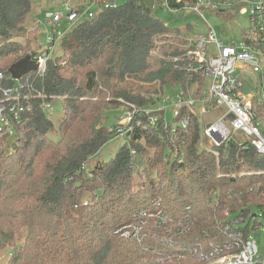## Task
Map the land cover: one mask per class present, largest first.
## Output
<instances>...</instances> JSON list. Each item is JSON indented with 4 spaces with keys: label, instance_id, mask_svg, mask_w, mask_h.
Instances as JSON below:
<instances>
[{
    "label": "trees",
    "instance_id": "1",
    "mask_svg": "<svg viewBox=\"0 0 264 264\" xmlns=\"http://www.w3.org/2000/svg\"><path fill=\"white\" fill-rule=\"evenodd\" d=\"M38 1L45 0H0V85L17 87L31 97V108L21 113L14 135L0 136V254L6 252L0 264L164 263L200 243L223 242L215 227L222 214L208 206L213 190L221 198L227 189L241 192L231 211L264 210V175L239 176L264 172V159L236 135L214 150L216 161L209 151L197 148L199 125L194 121L182 144L180 164L165 160L167 151L178 145L170 134L179 118L168 123L161 117L147 131L136 129L125 136L110 161L92 160L115 138L103 121L112 113L116 120L125 104L149 108L176 86L188 96L200 94L202 81L187 76L177 39L180 31L193 30L190 25L183 30L165 26L154 16L152 0L97 7L92 18L76 23L58 41L42 76L33 72L15 81L12 65L38 52L15 42L25 35L24 23ZM246 44L252 48L253 42ZM258 48L252 49L262 50ZM194 83L199 85L196 90ZM56 102L62 116L54 125L51 111L42 107ZM252 105L264 123L257 97ZM185 112L181 108L179 115ZM134 185L144 192L136 195L139 205L131 208ZM155 203L181 222V228L165 225L156 230L146 224L132 242L114 234L132 222V215L154 209ZM186 206L191 212L185 218ZM180 207L182 213L174 216ZM248 229H243L245 237Z\"/></svg>",
    "mask_w": 264,
    "mask_h": 264
},
{
    "label": "built area",
    "instance_id": "2",
    "mask_svg": "<svg viewBox=\"0 0 264 264\" xmlns=\"http://www.w3.org/2000/svg\"><path fill=\"white\" fill-rule=\"evenodd\" d=\"M152 1H154V11L160 10L175 17L196 14L204 21L207 29L205 34L192 30L180 31L177 35L180 41L179 47L184 52L186 60L184 69L187 76L191 80L197 78L202 81L200 94L191 97L185 94L180 86H176L168 89L149 108H137L125 104L114 124L107 128L108 132L115 138L124 139L136 129L147 131L158 123L160 117L166 121V112L170 110L174 119L179 118L170 134L171 141L177 142L178 145L174 146L173 150H168L165 156V160H169L171 164H180L184 160L182 144L192 121L197 122L199 136L206 142L205 146H200L198 143L197 148L201 152L209 151L216 161L218 153L214 150L226 145L236 135L248 141V146L253 149L256 156L264 159V123L256 116L252 105L253 99L257 97L258 110L264 114V59L246 44L251 41L261 47L264 46V2L260 0ZM61 6L62 12L49 15L44 21V25L51 29V34L47 38L48 46L31 57L37 65L34 72L37 76L43 75L52 51L69 29L83 19L92 18L97 7L115 8L119 5L117 0H65ZM204 10L221 13L224 16H246L248 26L242 31L241 40L230 42L220 40L205 21ZM62 22L65 23V27L61 26ZM2 79L3 74L0 73V81ZM193 87L196 90L199 85L194 83ZM245 88L248 89L249 94L244 93ZM170 90L174 91L173 95L169 94ZM0 93L2 95L0 136L10 138L14 135L15 125L19 124L21 113L31 108L28 104L31 97L22 95L17 87L8 88L0 85ZM181 108L186 111L182 116L179 115ZM42 109L50 112L53 106L45 104ZM215 113L216 116L210 121L200 123V117ZM244 175H264V172L241 173L239 176ZM213 191L208 206L222 214V219L216 221L215 227L224 240L206 245L200 243L189 253L197 255V264H264V253H261L256 242L249 238V233L245 237L243 231L247 225L250 226V220L244 225L246 220L256 218L257 215L248 214L245 208L231 211L233 204H239L241 192L227 189L221 198L216 192L218 190ZM190 212V207L186 206L185 218L189 217ZM133 218L132 222L124 224L114 231V234L124 240L134 241L140 238V230L146 224L158 228L156 230H160L159 228L165 225L177 226L178 230L182 225L181 222H174L171 216L166 215L160 203H155V208L152 210L138 211Z\"/></svg>",
    "mask_w": 264,
    "mask_h": 264
},
{
    "label": "rangeland",
    "instance_id": "3",
    "mask_svg": "<svg viewBox=\"0 0 264 264\" xmlns=\"http://www.w3.org/2000/svg\"><path fill=\"white\" fill-rule=\"evenodd\" d=\"M65 0H45V1H38L34 3L32 10L29 12L28 17L24 23V27L26 30V33L23 37L18 38L15 40V42L19 43V46L25 47L28 51L32 49H37L36 51H40L43 48H46L48 46L47 44V38L51 34V29L49 27H46L44 25V21L48 18L49 15H53L54 13H60L62 12V6L61 4L64 3ZM118 5L121 6L126 3L127 0H117ZM238 2L242 0H237ZM264 2V0H260ZM154 16L159 19L160 21L163 22V24L171 29H185L186 25H190L193 29V31H198L200 33L205 34L207 32L206 25L202 19H200L196 14H184L178 17H175L169 13L162 12L160 10H156L154 12ZM203 17L205 21L211 26V28L216 32L217 37L222 40L223 42H230V41H240L242 38V31L245 30L248 26L247 23V17L246 16H236V17H230L228 15H222V14H217L214 12H210L208 10H204ZM62 27H65V23H61ZM34 37H37L38 39L34 41ZM252 43V42H251ZM158 45V44H157ZM259 45L257 43L253 42L252 48L259 49ZM262 50L256 51L258 52V55L260 56L261 59H264V46L261 47ZM254 77V76H251ZM253 84V83H252ZM253 86V85H252ZM245 94H249L250 92L248 91L247 88L244 89ZM169 94L173 95L174 91L170 90ZM46 112V110H45ZM116 113V112H115ZM49 119L52 121L54 125L58 122L60 117L62 116V110L60 107V103L56 102L53 104V109L51 113H49ZM118 116V115H117ZM216 116V113L210 114L208 116L200 117V123H204L205 121L212 119L213 117ZM166 121L168 123H172L174 120L173 112L172 111H167L166 112ZM264 119V117H263ZM115 122L114 116L112 113V116H109L106 120L103 121V125L106 126V128H109L111 125H113ZM174 124L173 126H175ZM123 139L122 138H113L109 142H107L102 149L97 153V156H93V159H97L101 162H108L110 161L116 154L117 150L119 147L123 144ZM199 145H206V142L201 139L199 136ZM197 143V145H198ZM168 150V149H167ZM91 160V162H92ZM136 179V178H135ZM144 191H139L138 188L131 189V194H134V197H132L129 201V205H131V208H136L139 203H138V195L139 197L142 196V193ZM153 192H150L147 194L151 195ZM174 197L167 198L168 201L172 200ZM185 199L188 198V195L184 197ZM109 200V198H108ZM127 199H125L126 201ZM124 201V203H125ZM134 203V204H133ZM175 203L172 204V207L174 206ZM179 207V206H177ZM205 207V206H204ZM181 207L178 209L180 210ZM210 210V209H209ZM213 213V211H211ZM120 213V212H119ZM128 213V212H127ZM182 213L180 210L179 213H175L174 216H179ZM251 214L257 215L256 218H251L247 219L245 224L249 222L250 220V226H249V238L253 239V241L256 242L257 247L261 253H264V210H258L252 208ZM221 216V214H219ZM134 216V215H132ZM173 216V217H174ZM193 216V215H192ZM133 217L132 220L133 221ZM175 220L179 221L180 217H175ZM150 233V232H147ZM166 235H164L165 237ZM132 242V241H129ZM210 243V242H209ZM131 248V246H129ZM191 249L186 251V255L182 256L179 254V256L175 259L171 258L168 259L164 263H160L157 261V259H151L149 261L150 264H169V263H179V264H197V255H194L192 253H189ZM6 254V252L4 253ZM4 254H0V262L5 261ZM194 261V262H193ZM196 261V262H195ZM133 262V260H132ZM140 263V262H139ZM142 263V262H141ZM138 264V263H137Z\"/></svg>",
    "mask_w": 264,
    "mask_h": 264
},
{
    "label": "water",
    "instance_id": "4",
    "mask_svg": "<svg viewBox=\"0 0 264 264\" xmlns=\"http://www.w3.org/2000/svg\"><path fill=\"white\" fill-rule=\"evenodd\" d=\"M37 69L36 63L31 59V55H26L21 60L17 61L10 68L11 79L17 81L21 77L35 72Z\"/></svg>",
    "mask_w": 264,
    "mask_h": 264
}]
</instances>
